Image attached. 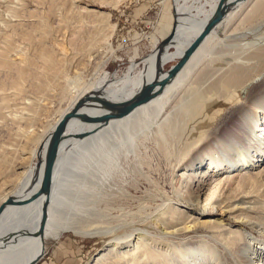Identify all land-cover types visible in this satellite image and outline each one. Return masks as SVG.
Segmentation results:
<instances>
[{
	"label": "bare ground",
	"instance_id": "6f19581e",
	"mask_svg": "<svg viewBox=\"0 0 264 264\" xmlns=\"http://www.w3.org/2000/svg\"><path fill=\"white\" fill-rule=\"evenodd\" d=\"M4 1L0 0V2ZM178 2L179 0L173 1L172 37L162 45L158 52V59L155 57L157 46L163 38L149 54L141 59L143 67L135 78L120 82L119 87H117V82H108L111 80L108 77H104L97 83L90 82L88 86L78 91V94L53 124L69 110L77 99L86 94L96 96L95 98L104 97L110 101L127 98L142 78L147 79L151 75L157 65L156 62L163 68L164 62L174 60L184 43L194 36L198 27L209 16L216 0L209 6V11L204 10L208 5L207 0H197L198 6L194 8L190 5L181 6L179 4V6ZM247 2L249 11L243 12L235 21L237 26L231 28L228 24L232 17L230 14H235ZM84 11L96 12L88 8ZM228 16L230 19L226 20ZM222 22L225 24L223 35L234 32L240 33L239 36L242 37L248 32H254H251L248 38L221 39L213 32L219 25H222ZM263 23L264 0H242L226 11L224 17L210 29L160 96L137 106L127 115L109 120L105 125L79 140L65 137L59 144L58 156L53 167L52 185L40 235L31 236L30 232L38 228L41 196L23 206L5 211L0 217V234L24 231L29 233L0 246V264H25L37 255L40 246L44 247L46 240H58L62 231L73 229L83 235L92 236L98 233H112L118 229L120 224L108 225L101 229L96 226L91 228L89 223L83 219V214L101 213L99 211L103 203L107 216L112 215L110 210L113 207L110 206L115 204V201L118 205L121 190H124L118 176L120 174L121 180L124 179L125 166H128L130 161H134L133 157L138 151L137 147L139 144H144L146 142L144 140L154 141L162 147L170 166L177 165L182 171L183 180L177 194L181 204H171L163 210V215L158 214L155 221L158 220L160 223L159 227L165 234L163 238H155L154 234L145 228L126 229L123 235H117L108 240L107 245L89 264H170L174 254L193 252H199L204 255L202 257L211 258L217 255L215 252L217 243H221V248L225 250L226 255L232 256V259L226 261L227 264H264V239H258L253 231H247L241 225L242 223L249 225L252 229L257 224L250 223L248 219L241 224L232 225L224 217L234 214L233 217L236 218L235 213L241 212L243 208L240 207L243 201L240 196L237 198L235 195L229 198L235 190L241 189L250 181H256V176L238 172L241 176L235 181L234 186V180L230 179L231 175H224V179H218V183L216 181L218 185L215 189L212 188V191L205 193L203 199L198 198V193L192 195L185 187L188 186L187 178H192L191 173L196 176L204 169L209 171L222 166L223 162L230 161L236 167L245 166L248 161L251 162L252 156L251 151L248 150V141L255 139V143L259 144L264 141ZM106 44L111 54L114 50L107 42ZM39 56L45 61L47 67L55 63L52 54L45 48L39 50ZM21 62L25 64L17 70L20 79L25 72V67L30 65L31 61L25 55L21 58ZM11 63L5 52H1L0 64L10 67ZM251 82L257 83L258 89L251 91L244 102H235V89L243 91L244 86ZM13 85L19 90V79ZM129 85L130 88L132 86V90H127ZM86 99L92 105L81 106L78 110L96 114L101 112L96 107L97 99ZM212 102L227 105L228 116L225 114L221 118H216V114H211L208 107ZM215 118L212 129H208ZM91 126L89 123L71 118L64 128L65 135L88 130ZM46 135H42V142ZM27 140L36 141V136L30 135ZM40 143L41 139L38 145ZM42 149L43 147L40 150L37 146L32 156L37 159L41 157ZM261 155L262 152L256 161L262 160ZM33 167L34 165H31L26 170L24 180L20 182L17 190L11 189L8 193L14 194L20 191L31 176ZM40 167L41 163L35 172L33 188L38 184ZM259 171H264V168ZM76 181L81 182L78 185L79 199L78 197L68 198L67 194L74 189L71 187ZM85 183L89 187L87 191L84 189ZM8 193L1 197L0 203ZM59 194L62 195L60 200L57 199ZM117 208L120 210V206ZM245 213H247L244 214L245 218L251 219L252 216L247 211ZM89 217L92 218L93 215ZM122 217L124 218L123 215ZM256 231L264 235V227L259 226ZM173 238L179 239L181 244L174 242ZM210 240L215 242V246L210 244Z\"/></svg>",
	"mask_w": 264,
	"mask_h": 264
},
{
	"label": "rangeland",
	"instance_id": "374dc122",
	"mask_svg": "<svg viewBox=\"0 0 264 264\" xmlns=\"http://www.w3.org/2000/svg\"><path fill=\"white\" fill-rule=\"evenodd\" d=\"M171 2L172 0H5L0 2V54L5 52L6 57L12 62L10 67L0 64V199L11 189L17 190L20 182L24 180L26 170L34 165L37 159L32 154L40 139L42 142V135L50 132L48 130L80 89L88 86L92 81L97 83L104 77L111 79L108 82H117L119 87L120 82H126L129 78L137 76L143 67L141 59L164 38L162 34L166 33V26L171 20L169 17L172 11ZM248 2L235 14H230L232 17L228 24L231 28L237 26L235 21L243 12L249 11ZM85 8L94 9L96 12H85ZM209 10L210 8L206 9ZM107 13L109 15H106ZM230 16L226 20L230 19ZM224 22L213 32L221 39L248 38L254 32H248L242 37L239 36L240 33L234 32L223 35ZM106 42L114 50L111 54L108 52ZM42 48L52 54L55 61L53 65L47 67L39 56V50ZM25 55L31 62L25 67L20 79L17 70L25 64L21 62V58ZM173 61L164 62L163 68ZM18 79L19 90L13 85ZM132 89V86L131 88L130 85L127 86V90ZM257 89V83L254 82L246 84L243 91L236 88L235 102H244L247 95ZM14 91L18 93L15 94ZM227 107L212 102L208 110L211 114H216V118H221L225 114L228 116ZM216 118L208 129H212ZM30 135L36 136L37 142L27 140ZM144 141H146L144 144L138 145V151L133 157L134 161H130L129 165L125 166L124 179L121 180L120 174L118 176L124 190H121L118 205L115 201V204L110 206L113 207L110 211L114 217L107 216L101 202L99 211L101 213L83 214V219L91 228L96 226L101 229L116 224L121 226L112 233H98L92 236L83 235L73 229L62 231L58 240L45 241L43 253L35 264H89L107 245L108 240L123 235L129 228H145L154 234L155 238L164 237L159 221L155 220L159 213L163 215V210L169 205L181 204L177 194L183 175L177 165L170 166L162 147L154 141ZM248 143V150L252 153L251 162L248 161L242 167L232 165L231 161L223 162L222 166L209 171L204 169L196 176L191 173L192 178H187L188 186L185 187L192 195L198 193V198L203 199L205 193L212 191V188L215 189L218 179H224V175H231L230 179L234 180V186L235 181L241 176L240 173L256 176V181H250L241 187L244 190L240 188L235 190L229 198L240 196L243 201L241 212L235 213L236 218L233 217L234 214L224 217L232 225L241 224L249 219L250 223L257 224L255 228L251 229L249 225L243 223L241 225L247 231H253L258 239H264V235L256 231L259 226L264 227V171H259L264 168V141L259 144L253 139ZM261 152L262 160L256 161L260 158ZM225 166L227 168H224ZM79 184L81 182L76 181L72 187L70 186L75 190L69 191L68 198L79 199ZM84 187L85 191L89 188L86 183ZM61 196L59 194L57 199L60 200ZM117 206H120V210ZM246 211L252 216L251 219L245 218ZM92 215L93 217L90 218L89 216ZM120 215L126 219L121 218ZM173 239L174 242L181 244L179 239ZM210 244L214 245L215 242L210 240ZM215 247L217 255L211 258L202 257L203 254L199 252L174 254L170 264H227L226 261L232 259V256L226 255L221 243H217Z\"/></svg>",
	"mask_w": 264,
	"mask_h": 264
},
{
	"label": "water",
	"instance_id": "95a60500",
	"mask_svg": "<svg viewBox=\"0 0 264 264\" xmlns=\"http://www.w3.org/2000/svg\"><path fill=\"white\" fill-rule=\"evenodd\" d=\"M241 1L242 0H216L209 16L198 27V31L194 34V36L184 43L179 53L175 56L174 61L166 68H162V65H159V63L156 62L157 65L153 69L151 75L147 79L142 78L139 85L135 87L127 98L110 101L104 97L95 98L96 96L94 97L91 96V94H86L77 99L69 110L63 113L62 117L53 125L51 131L44 137L43 142L38 145L40 150L43 147L41 157L39 156L34 162V169L32 170L31 176L24 183L23 187L18 193H8L7 197L0 203V217L5 213V211H8V209L23 206L24 204L34 201L41 196L42 199L39 206L40 215L37 223L38 228L30 232L31 236L40 235L42 224L46 216V206L49 200V192L52 185L51 175L53 167L58 156L60 147L59 144L65 139V137H71L75 140H79L85 135L99 129L109 120L127 115L137 106L146 104L148 101L160 96V94L164 91V88L174 80L175 75L183 67L186 60L190 57L193 51H195L196 47H198L197 45L210 32V29L224 17L226 11L233 8ZM172 34L173 31L170 29L169 34L158 44L155 55L156 58L158 57V52L162 48V45L166 44L171 39ZM86 98H91L93 100L97 99L98 101H96V107H98L101 112L96 114L78 110L81 106L92 105ZM71 118L79 119L81 122L89 123L92 126L88 130L65 135L64 128ZM40 163L39 181L37 186L33 188L35 183V172L37 171ZM27 233L29 232L24 231L19 233L0 234V246ZM42 250L43 248L40 246V250L37 255L31 260H28L25 264L35 263L37 258L42 254Z\"/></svg>",
	"mask_w": 264,
	"mask_h": 264
},
{
	"label": "crops",
	"instance_id": "0c3cea01",
	"mask_svg": "<svg viewBox=\"0 0 264 264\" xmlns=\"http://www.w3.org/2000/svg\"><path fill=\"white\" fill-rule=\"evenodd\" d=\"M173 1L174 0H172V2H171V9H172V11L170 12V14H169V17H170V22H168V25L166 26V33L163 35L162 34V37H165L166 36V34L170 31V29H171V27H172V21H173V18H174V9H173ZM177 1V0H176ZM213 1L214 0H207V3H208V5L206 6V8L204 9V10H208L210 7V5L211 4H213ZM189 2H190V4H189ZM196 2V3H195ZM178 5L179 4H185L186 6L188 5H190V6H192L191 8H194V7H196V6H198L197 5V0H179V2L177 3ZM188 22V21H187ZM189 22H191V20H189Z\"/></svg>",
	"mask_w": 264,
	"mask_h": 264
}]
</instances>
